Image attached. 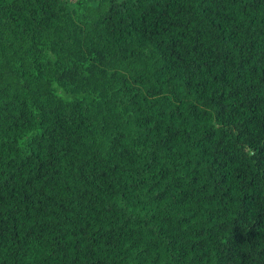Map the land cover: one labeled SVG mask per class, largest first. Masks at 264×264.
<instances>
[{
    "label": "trees",
    "instance_id": "trees-1",
    "mask_svg": "<svg viewBox=\"0 0 264 264\" xmlns=\"http://www.w3.org/2000/svg\"><path fill=\"white\" fill-rule=\"evenodd\" d=\"M0 264H264V0H0Z\"/></svg>",
    "mask_w": 264,
    "mask_h": 264
},
{
    "label": "rangeland",
    "instance_id": "rangeland-1",
    "mask_svg": "<svg viewBox=\"0 0 264 264\" xmlns=\"http://www.w3.org/2000/svg\"><path fill=\"white\" fill-rule=\"evenodd\" d=\"M61 1L65 4V6L68 9H71L75 6L77 0H61ZM87 1H90V0H87Z\"/></svg>",
    "mask_w": 264,
    "mask_h": 264
}]
</instances>
